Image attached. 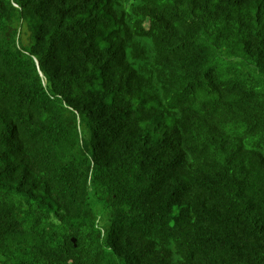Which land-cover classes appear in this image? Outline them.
Here are the masks:
<instances>
[{"label": "trees", "instance_id": "1", "mask_svg": "<svg viewBox=\"0 0 264 264\" xmlns=\"http://www.w3.org/2000/svg\"><path fill=\"white\" fill-rule=\"evenodd\" d=\"M0 264H264V0H0Z\"/></svg>", "mask_w": 264, "mask_h": 264}, {"label": "water", "instance_id": "2", "mask_svg": "<svg viewBox=\"0 0 264 264\" xmlns=\"http://www.w3.org/2000/svg\"><path fill=\"white\" fill-rule=\"evenodd\" d=\"M73 241L76 243V239L75 238H73Z\"/></svg>", "mask_w": 264, "mask_h": 264}]
</instances>
